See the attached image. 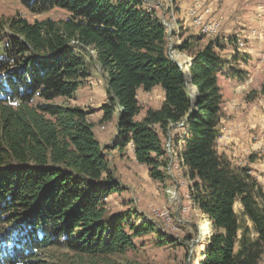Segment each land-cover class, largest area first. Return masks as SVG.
I'll list each match as a JSON object with an SVG mask.
<instances>
[{"label": "trees", "instance_id": "16d2710c", "mask_svg": "<svg viewBox=\"0 0 264 264\" xmlns=\"http://www.w3.org/2000/svg\"><path fill=\"white\" fill-rule=\"evenodd\" d=\"M21 2L33 14L61 8L71 17L0 18V264H46L52 247L79 257L124 255L144 234L163 238L152 223L136 225L131 212L108 213L106 199L121 188L90 113L51 103L73 98L91 76V51L107 74L101 120H117L115 150L130 146L150 177L164 182L173 144L189 200L212 226L197 264H261L264 187L219 150L226 115L219 77L245 80L244 71H227L225 45L217 38L202 45L203 34L183 39L179 51L193 58L185 73L170 57L167 26L142 0ZM157 87L162 106L137 119L138 92ZM36 98L46 103L33 105Z\"/></svg>", "mask_w": 264, "mask_h": 264}, {"label": "rangeland", "instance_id": "374dc122", "mask_svg": "<svg viewBox=\"0 0 264 264\" xmlns=\"http://www.w3.org/2000/svg\"><path fill=\"white\" fill-rule=\"evenodd\" d=\"M142 1L146 9L164 21L169 31L170 57L186 71H189L193 58L179 51L178 47L191 34L206 35L202 45L217 38L225 45L220 53L229 61L227 71H244L245 80L241 83L226 78V72L219 77L227 110L225 118L229 119L224 125L221 146L228 152L227 157L233 166L249 167L264 187V0ZM14 16L33 23L46 19L67 20L71 13L55 8L33 14L21 0H0V18ZM5 39L4 34H0V59ZM228 40L231 41L229 44L226 43ZM243 55H247L246 61ZM87 57L91 76L73 98H57L51 103L79 107L90 113L89 120L94 125L96 137L106 146L121 188L119 193L106 199L108 213L131 212V220L136 225L140 226L144 221L152 223L162 232L163 238L150 232L135 239L134 250L124 255L100 257H79L66 248L52 247L42 259L46 264H197L212 226L189 200L190 182L172 153L173 144L170 141L167 144L171 161L164 182L150 177L148 168L134 160L130 146L124 153L115 150L117 120L107 123L101 120V107L107 102V74L97 62L95 51ZM162 91L159 87L151 92H138L143 115L148 108L162 106ZM45 103V100L36 98L33 105ZM180 133L182 129L176 130V134ZM236 211L241 216L240 204H237ZM261 264H264V256Z\"/></svg>", "mask_w": 264, "mask_h": 264}, {"label": "crops", "instance_id": "0c3cea01", "mask_svg": "<svg viewBox=\"0 0 264 264\" xmlns=\"http://www.w3.org/2000/svg\"><path fill=\"white\" fill-rule=\"evenodd\" d=\"M159 87H157V88H155V89H153V90H156V89H158ZM152 90V91H153ZM163 92V96H165V93H164V91H162ZM164 98V97H163ZM224 107H225V105H224ZM225 114L227 115V110H226V107H225ZM225 115V116H226ZM145 115H143V112H141V114H140V119H142L143 117H144ZM139 119V120H140ZM228 119V117H226L225 119H223V121H222V125L224 126V125H226V123H227V121L229 120H227ZM223 133H224V130H223ZM222 136H223V134H222ZM221 139H222V137L219 139V150H220V152L222 153V154H224V155H226V157H227V154L226 153H228V152H225V150L224 149H222V146H221ZM241 206V205H240ZM242 209V208H241Z\"/></svg>", "mask_w": 264, "mask_h": 264}, {"label": "water", "instance_id": "95a60500", "mask_svg": "<svg viewBox=\"0 0 264 264\" xmlns=\"http://www.w3.org/2000/svg\"><path fill=\"white\" fill-rule=\"evenodd\" d=\"M172 59H173V58H172ZM173 61L177 63V61H176V60H174V59H173ZM177 64H178V65H179V66H180V67H181V68L184 70V72H185V73H188V72H189V71L187 72V71L185 70V68H184V66H183V65H181V64H179V63H177ZM194 90H195V88H194V89H192V91H194ZM196 105H197V103H196V100H195V99H193V106L195 107Z\"/></svg>", "mask_w": 264, "mask_h": 264}, {"label": "bare ground", "instance_id": "6f19581e", "mask_svg": "<svg viewBox=\"0 0 264 264\" xmlns=\"http://www.w3.org/2000/svg\"><path fill=\"white\" fill-rule=\"evenodd\" d=\"M172 33V32H171ZM189 65V64H188ZM188 72V71H187ZM191 89V88H190ZM192 90V89H191Z\"/></svg>", "mask_w": 264, "mask_h": 264}, {"label": "built area", "instance_id": "2783aa9c", "mask_svg": "<svg viewBox=\"0 0 264 264\" xmlns=\"http://www.w3.org/2000/svg\"><path fill=\"white\" fill-rule=\"evenodd\" d=\"M223 130H225V129H223ZM222 137V136H221Z\"/></svg>", "mask_w": 264, "mask_h": 264}]
</instances>
